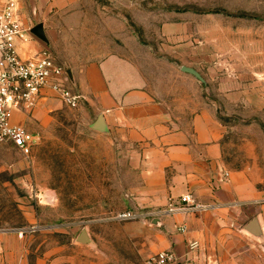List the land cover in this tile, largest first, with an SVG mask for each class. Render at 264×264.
<instances>
[{"label": "rangeland", "instance_id": "rangeland-1", "mask_svg": "<svg viewBox=\"0 0 264 264\" xmlns=\"http://www.w3.org/2000/svg\"><path fill=\"white\" fill-rule=\"evenodd\" d=\"M16 2L28 33L45 27L48 42L30 33L29 44H41L65 67L89 47L90 58H102L136 46L160 70L174 67L170 85L199 94L192 107H206L219 123L225 167L253 186L244 210L248 222L256 217L264 206V0ZM183 64L205 84L193 76L189 84L176 81L185 77ZM31 133L38 142L29 155L0 146V264H145L163 250L152 225L160 214L135 204L133 150L92 130L83 108L64 104L45 130ZM128 212L140 217L118 219ZM83 230L88 244L77 241ZM19 231L21 253L11 255L18 244L6 237Z\"/></svg>", "mask_w": 264, "mask_h": 264}, {"label": "crops", "instance_id": "crops-1", "mask_svg": "<svg viewBox=\"0 0 264 264\" xmlns=\"http://www.w3.org/2000/svg\"><path fill=\"white\" fill-rule=\"evenodd\" d=\"M42 49L34 42L21 46L20 52L26 58ZM86 53L69 67L55 59L71 71L69 87L83 97L80 108L90 125L103 116L108 132L102 134L115 138L120 148L133 150L128 157L140 182L134 187L135 204L160 214L152 225L163 239L161 251L173 250L188 264H264V238L245 230L249 222L244 207L253 202L254 188L227 172L219 123L206 107H192V97L198 101L200 95L176 91L170 85L175 68L160 70L152 56L144 58L140 47L102 58H90V47ZM184 66L189 67L180 65L179 72L185 77L176 81L189 84L191 75L181 71ZM62 106L55 92L44 89L33 109L14 111L11 123L29 132L45 130L47 117ZM188 193L212 208L195 214L167 213L170 198ZM255 218L264 231V206ZM182 225L186 233L178 231ZM10 239L18 244L11 252L17 256L23 236L12 233L6 237ZM193 242L198 248L190 250Z\"/></svg>", "mask_w": 264, "mask_h": 264}, {"label": "built area", "instance_id": "built-area-1", "mask_svg": "<svg viewBox=\"0 0 264 264\" xmlns=\"http://www.w3.org/2000/svg\"><path fill=\"white\" fill-rule=\"evenodd\" d=\"M21 11L16 0H0V146L10 144L22 154L29 155L38 142V137L23 127L11 123L14 111L33 109L36 99L44 89L55 92L69 109L81 107L83 97L70 87L67 70L57 63L53 53L42 49L32 57H22L21 46L30 43V33L21 20ZM210 204L200 203L188 193L177 199L170 198L167 213L195 214L208 211ZM132 212L118 216V219H136ZM187 226L178 227L181 233ZM20 236L24 232L19 231ZM190 250L198 243L189 245ZM179 258L173 250L157 252L145 260V264H178Z\"/></svg>", "mask_w": 264, "mask_h": 264}, {"label": "water", "instance_id": "water-1", "mask_svg": "<svg viewBox=\"0 0 264 264\" xmlns=\"http://www.w3.org/2000/svg\"><path fill=\"white\" fill-rule=\"evenodd\" d=\"M30 33L37 38L38 40L47 43L48 39L45 33V27L43 23H40L38 25H36L35 27H33L30 31ZM181 71L189 74L191 76H193L194 78H196L199 82L205 84V80L202 78V76L193 68L190 67H182ZM67 75L70 79V81H72V73L70 70H67ZM90 128L96 132L99 133H107L108 132V128L104 122V118L103 116H99L97 118V120L90 125ZM154 224L158 223V220H155V222H153ZM246 232H248L249 234L253 235L255 238L258 239H262L264 238V231L262 229V226L260 224V221L258 218L253 219L252 221H250L247 226L245 227ZM77 241L79 243L82 244H88L90 241V238L87 234L86 231H82L81 234L79 235V237L77 238Z\"/></svg>", "mask_w": 264, "mask_h": 264}]
</instances>
